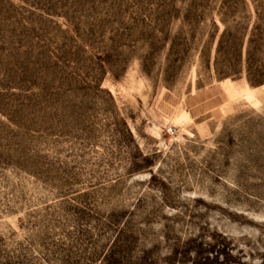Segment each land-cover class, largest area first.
Returning a JSON list of instances; mask_svg holds the SVG:
<instances>
[{"label":"rangeland","instance_id":"obj_1","mask_svg":"<svg viewBox=\"0 0 264 264\" xmlns=\"http://www.w3.org/2000/svg\"><path fill=\"white\" fill-rule=\"evenodd\" d=\"M206 259L264 264V0H0V264Z\"/></svg>","mask_w":264,"mask_h":264},{"label":"trees","instance_id":"obj_2","mask_svg":"<svg viewBox=\"0 0 264 264\" xmlns=\"http://www.w3.org/2000/svg\"><path fill=\"white\" fill-rule=\"evenodd\" d=\"M206 261V264L208 263V264H210L211 262L209 261V259H206L205 260Z\"/></svg>","mask_w":264,"mask_h":264}]
</instances>
